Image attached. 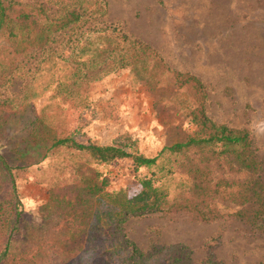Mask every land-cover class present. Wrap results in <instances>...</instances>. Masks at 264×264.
Wrapping results in <instances>:
<instances>
[{
  "label": "trees",
  "instance_id": "obj_1",
  "mask_svg": "<svg viewBox=\"0 0 264 264\" xmlns=\"http://www.w3.org/2000/svg\"><path fill=\"white\" fill-rule=\"evenodd\" d=\"M106 15L104 0H48L47 5L0 0V87L57 55L68 63L70 80L61 81L52 97L77 108L82 99L72 79L87 78L100 67L107 73L130 68L146 86L185 102L194 130L147 157L133 153L130 143L80 142L66 126V113L43 108L31 120L30 132L44 158L57 157L39 179L48 193L45 223L25 241L19 239L18 181L29 177L31 166L10 162L0 151V264H226L210 258L197 263L184 243L145 251L126 235L124 224L132 215L186 212L205 222L236 219L264 234V161L253 136L216 122L207 112V87L198 76L172 68L152 45ZM59 48L68 55L57 53ZM27 106V95L0 92V130L11 114L24 115ZM165 155L175 156L189 177L172 196L156 173L141 178L142 190L130 197L122 190L107 191L108 181L99 172L82 170L122 158H132L138 170L157 165Z\"/></svg>",
  "mask_w": 264,
  "mask_h": 264
},
{
  "label": "rangeland",
  "instance_id": "obj_2",
  "mask_svg": "<svg viewBox=\"0 0 264 264\" xmlns=\"http://www.w3.org/2000/svg\"><path fill=\"white\" fill-rule=\"evenodd\" d=\"M17 1L47 5L48 0ZM104 1L106 20L152 45L172 68L198 76L207 87L208 114L216 122L248 130L264 161V0ZM57 53L68 55L60 48ZM31 71L0 87L1 93L13 98L27 95L28 102L25 114H11L0 130V151L6 159L31 166L29 177L18 181L21 240L45 223L48 193L39 179L57 160L44 158L30 132L31 120L43 108L66 113V126L80 142L130 143L133 153L147 157L194 130L182 108L185 102L167 90L146 86L130 68L107 73L100 67L90 70L87 78L72 79L82 99L77 108L52 97L61 81L70 80V68L62 57L54 55ZM175 158L165 155L157 165L138 170L132 158L90 163L82 170L99 172L100 179L108 181L107 191L122 190L130 197L142 190L141 178L156 173L159 185L172 196L189 182ZM124 231L145 251L184 243L197 263L210 258L226 264H264V234L236 219L205 222L186 212L132 215Z\"/></svg>",
  "mask_w": 264,
  "mask_h": 264
}]
</instances>
